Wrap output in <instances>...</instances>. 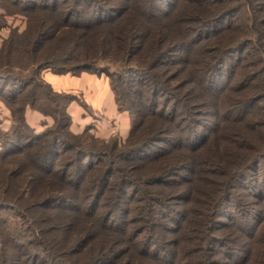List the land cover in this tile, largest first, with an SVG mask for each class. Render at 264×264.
Instances as JSON below:
<instances>
[{
    "label": "trees",
    "instance_id": "trees-1",
    "mask_svg": "<svg viewBox=\"0 0 264 264\" xmlns=\"http://www.w3.org/2000/svg\"><path fill=\"white\" fill-rule=\"evenodd\" d=\"M6 1L37 28L32 75L0 79L63 108L0 151V264H264V0ZM227 57L242 75L221 86ZM45 68L105 75L125 138L73 133Z\"/></svg>",
    "mask_w": 264,
    "mask_h": 264
},
{
    "label": "rangeland",
    "instance_id": "rangeland-1",
    "mask_svg": "<svg viewBox=\"0 0 264 264\" xmlns=\"http://www.w3.org/2000/svg\"><path fill=\"white\" fill-rule=\"evenodd\" d=\"M169 2L174 3V0H168ZM6 0H0V46L2 42H10L11 44L9 47L7 46L5 50L2 52V60L0 61V67L8 69L10 71V75H25L31 76V64L26 67V64L23 65L21 68H17L16 64L20 62H27L29 58L32 57L30 52L29 45L27 41L31 40L33 30L37 28L36 17L35 13L33 12H24L17 10V7L11 6L6 3ZM5 4V8L3 5ZM163 8H168L167 5L162 4ZM238 16V14H237ZM236 15H231L224 19L219 25H226L227 23L232 21ZM218 25V26H219ZM29 31V33H28ZM33 34V33H32ZM237 53L234 54L236 56ZM255 58L259 56L257 51L254 52ZM5 64V65H4ZM28 64V63H27ZM230 64V65H229ZM226 67L223 68L221 71L217 73V79L220 78V85L223 86L224 84L229 85L232 80L236 81L240 80L241 78V71L240 74L237 71V68L233 64L232 57H227ZM235 71V74L232 72ZM55 74L50 69H41L35 72L36 80L43 81L44 83H48L46 80L45 75ZM69 76H76L67 74ZM101 80H106L107 78L105 75H101ZM108 80V79H107ZM15 84V85H14ZM41 84V82H40ZM24 86V85H23ZM22 85L18 83H11L7 80L0 79V151L3 150L2 148H11L12 145L16 144H25L26 142L30 141L31 139H22L19 140L16 138V132L18 130H23L25 134L31 133V131L41 134L48 131L50 128L54 126V119L52 117V109L58 108L61 110L63 108V103L61 101H57V103H53L49 98L45 95V88L44 87H34V86H27L26 89ZM52 86V85H51ZM54 88V87H53ZM23 91V95L17 98H14L13 95L20 94ZM58 91V90H57ZM62 93L67 94L68 99L72 98V102H70L69 106L67 107L68 111L70 110V105H79L84 109L86 112L92 113V110L88 108V106L81 105L83 103V98L81 93L76 89H66L61 90ZM263 101H254L253 105L250 106L251 108H257L258 106L262 105ZM20 114L23 115L25 122L29 126L28 128H23L20 124L14 121V115L19 116ZM125 114H127L125 112ZM4 115L6 116V120H4ZM128 115V114H127ZM75 118V120H74ZM71 117V130L73 133L79 134L80 137L82 134L86 136H93L98 137L99 139H109L110 137H104L105 129L97 130L95 128L92 129V126L86 127V121H76V118H79L78 115L76 117ZM99 117H94L92 122L89 124H95L97 121L96 119ZM126 118V117H125ZM129 120V118H128ZM106 123V122H105ZM94 127V125H93ZM87 128L88 130H86ZM85 129V130H84ZM108 130V129H107ZM125 134L121 135V140L125 138ZM77 138V137H76ZM97 138V139H98ZM88 139V138H87ZM89 141V139H88ZM93 142V141H89ZM95 145L98 146V143L95 142ZM91 147H95L94 145ZM69 154V153H68ZM13 164V163H12ZM10 163H6L7 168H13ZM240 193L242 195H238L239 198H246L243 194H245L243 189H240ZM249 199V198H248ZM129 201V200H127ZM125 206V202H124ZM127 206V204H126ZM0 215L4 218L11 219L15 216V213L8 210H0Z\"/></svg>",
    "mask_w": 264,
    "mask_h": 264
},
{
    "label": "crops",
    "instance_id": "crops-1",
    "mask_svg": "<svg viewBox=\"0 0 264 264\" xmlns=\"http://www.w3.org/2000/svg\"><path fill=\"white\" fill-rule=\"evenodd\" d=\"M46 80L55 90H78L83 98V101L87 104L88 108L92 110V113L86 112L79 105H70V115L72 118H76L78 122L86 121V127L92 126L98 130L105 129V136L109 137L113 134L126 135L129 127L128 115L125 112H119L114 101L112 91L109 87L108 80H101L102 76L90 74L87 72H81L76 76H69L67 74H49L45 75ZM94 117L97 118L94 127L92 122ZM126 117V118H125ZM4 120L6 116L4 115ZM75 120V118H74ZM106 122V123H105ZM108 129V130H107Z\"/></svg>",
    "mask_w": 264,
    "mask_h": 264
}]
</instances>
